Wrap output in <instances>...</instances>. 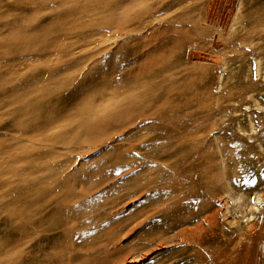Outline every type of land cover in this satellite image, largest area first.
I'll use <instances>...</instances> for the list:
<instances>
[{
  "label": "bare ground",
  "instance_id": "bare-ground-1",
  "mask_svg": "<svg viewBox=\"0 0 264 264\" xmlns=\"http://www.w3.org/2000/svg\"><path fill=\"white\" fill-rule=\"evenodd\" d=\"M253 1L12 0L14 9L1 10L0 8V13L4 15L0 18V33L5 32L6 34L0 42V60L6 62L9 67L5 73L13 72L19 76H17L19 79L14 77L15 80H7L4 83L7 86L11 84L14 92L16 87H20L19 92H16V99L14 97L15 101H19L12 104L5 114L11 123L6 124L4 129L12 135L10 138L12 144L2 151L9 155L10 160L14 162L28 161L22 169L7 168L6 171H3L1 165L0 175L2 172L20 174L19 181H17L18 183L21 181L19 183L21 188H18L22 192L23 187L28 190L25 194L27 198L21 197V199L24 205L34 203L33 190L46 188L47 178L58 172L56 166L50 168L52 162L47 158L49 148L43 146V148L36 149L34 147L39 140L51 139L52 134L49 133V129L56 130L80 125L88 134L120 131L124 127L123 123L144 114L148 118L139 119L138 122H146L144 128L147 133L150 129L152 130L150 134L143 136L142 149L145 153L142 157L146 161L175 158L177 164L175 176L180 185L186 183L185 180L189 174L197 173L198 164L204 167L203 164L209 162L212 167L213 164L217 165L218 159L223 164L227 163L226 160L231 156L227 151L228 145L220 142L222 138L226 140L231 137L235 143H242L243 147L245 144L249 145V143L255 142L257 147L255 150L258 151L256 154L257 167L258 170H261L264 163V135H262L264 132L261 134L253 128L247 133L237 126L236 135H234L231 130L225 131V128L224 132L220 130L215 132L209 126L208 128L191 125L186 129H180L176 125L180 117L183 116L178 112L183 108H180L182 105L180 101L192 99L191 95L195 92L194 89L198 86L199 81L212 83L209 99L213 98L216 90L222 89L224 78L228 83L230 74L228 65L216 61L215 53L227 50L229 47L240 49L242 45L252 43L255 36L264 33V25L260 26L261 22H256V19L264 17V7L260 8V11H255L256 6ZM14 22L17 24L14 25ZM118 27L124 28L123 31H118H122V33L114 46L97 49L101 47L98 45L101 44L100 41L102 42L103 37L117 30ZM203 39L207 41L208 47H203L200 44ZM69 40L82 47L74 50L72 46H65L67 49H63L62 46ZM121 51L128 53L127 61L115 73L114 77L107 81L106 77H95L92 80L91 74L101 72L100 68L103 67V63L115 62ZM8 53L15 54V57L9 56ZM11 75L12 73L8 76ZM26 78L27 80H25ZM99 83L104 87H98ZM178 83H182L181 91L176 88ZM41 84L44 85L42 89L39 88ZM4 87L6 88V86ZM1 89L2 86H0ZM234 90L235 94L244 92V90ZM68 91L71 92L66 94ZM80 94L84 95L78 98ZM225 94L229 99H232L231 93L226 92ZM55 100L60 102L68 100L73 103L66 110L56 114L40 115L39 111L43 108L54 109L52 103ZM212 102L211 100V104ZM193 103H195L194 100ZM205 105H207L206 102ZM218 105L217 103L216 106ZM204 106L201 107V110H205ZM184 109L186 110V108ZM206 110L208 111V108ZM189 119L193 120L192 117ZM195 119L196 122L198 119ZM143 133L144 131H141L135 136ZM7 137L6 139H8ZM87 138L85 136L84 140ZM234 144L233 146L237 145ZM252 147L249 146L248 150H252ZM217 154L220 155L219 158H217ZM208 170L205 171L208 172ZM40 174L44 179L40 178ZM34 175H38L41 181L37 182V177L33 178ZM216 175L212 170L211 179ZM203 182L202 184H205ZM3 183L0 181V189L5 186ZM198 186V183L190 186L189 192L194 191ZM11 189L13 188L11 187ZM188 190L184 191L181 187L180 194L186 195L187 192L188 196ZM183 197L182 200L180 199L181 201L179 200L181 210L185 208L183 204L192 201L191 196L188 201ZM253 199H255L256 205L253 204L252 209L260 211L261 205H264V195L257 192ZM194 205L197 206V210L193 213L194 218L208 206L205 204L200 207L199 202L198 204L195 202ZM209 209L211 212L206 218H203L207 224L214 225L221 222L224 227L227 221L224 218L229 216L227 208L225 207L224 215L220 208L212 209L211 205ZM254 216L241 217L244 222L243 226L250 225V220L255 219ZM177 217H179L178 220L176 219L178 225L192 220L191 215L189 217L177 215ZM234 219L233 222L228 223L230 228L238 226L239 222L236 218ZM197 226L196 230L199 229ZM243 226L241 229L245 230V237L242 238L246 239L249 247L256 244L255 236H261L264 247V223L261 226L258 225L257 229L252 226L247 230ZM193 232L196 233V231ZM226 242L229 241L214 236L207 237L206 241L194 239L197 253L215 260H220L222 257V260L224 257L226 260L232 255L231 252L229 255ZM237 243H240V238ZM232 251L238 253L234 249ZM241 251L243 252V250Z\"/></svg>",
  "mask_w": 264,
  "mask_h": 264
},
{
  "label": "rangeland",
  "instance_id": "rangeland-1",
  "mask_svg": "<svg viewBox=\"0 0 264 264\" xmlns=\"http://www.w3.org/2000/svg\"><path fill=\"white\" fill-rule=\"evenodd\" d=\"M253 2L257 8L255 11H260V8L264 7V0ZM0 8L1 10L14 9L12 0H0ZM3 16L0 13V18ZM262 19H264L263 16L256 19V22H261L260 26L264 25ZM118 28L104 36L102 42L100 41L101 44L98 45L101 47L97 49L114 46L124 27ZM120 30L122 31L118 32ZM263 34L255 36L251 45L246 43L247 45H242L240 49L229 47L227 50L215 53L216 61L228 65L229 81L226 83L224 78V86L219 89L220 91H215L216 94L212 99H209L212 83L199 81L194 89L195 92L191 95L192 99L180 101L182 104L180 108H183H179L178 112L183 116L176 123L180 129H186L191 125H201L200 127L209 126L215 132L231 130L236 135V129L239 126L247 133L253 128L261 134L264 132ZM5 35V32L0 33V42ZM71 40L65 42L62 48L67 49L65 46H72L76 50L82 47ZM200 44L208 47L205 39L201 40ZM12 53L8 55L15 57ZM127 54L126 51H121L115 62L103 63L101 72L91 74L92 80L95 77H106V81L113 78L126 63ZM8 68L6 62L0 60V86H2L0 90V153H2L0 166H3V171L7 168L22 169L23 165L26 166L28 163L27 160L14 162L2 151L12 144L10 142L12 135L4 129L6 124L11 123L5 114L12 104L19 101H15V96L20 88L16 87L14 92L11 84L5 85L4 82L13 81L18 76L13 72H10L9 74L12 73V75L8 76L9 74L5 73ZM181 85L182 83L176 84L177 90H182ZM42 87H44L43 84L39 86L40 89ZM98 87L104 86L99 83ZM234 89L244 90V92L235 94ZM226 92L231 93L232 99L227 97ZM83 95L80 94L78 98ZM193 100L196 104H192ZM204 100L208 106H204ZM211 100L214 103L211 104ZM201 102L204 104L201 105ZM72 103L73 101L68 100L62 102L55 100L52 103L54 109L43 108L39 112L42 116L49 113V115L56 114L66 110ZM217 103L220 106H216ZM202 106L205 110L208 108V111L211 109L212 111L201 110ZM191 117L193 120L189 119ZM145 118L148 117L144 114L135 119H129L127 123H123L124 127L120 131L106 133L88 134L80 125L56 130L49 129V133L52 134L51 139L39 140L34 147L49 148L47 158L52 162L50 168L56 166L58 172L47 178L46 188L33 190L35 201L31 203L32 205L25 204V206L21 199V197L27 198L25 194L28 190L25 187L22 188L23 192L19 190L21 188L19 186L21 181L18 183L20 174L2 172L0 179L3 181H0L8 187L4 186L0 189V264H201L203 262L204 264H225L226 262L227 264H264L263 239L261 236H255L256 244L249 247L246 239L242 238L245 237V230L241 229L244 224L241 217L244 216L248 218L255 215V219L250 220V225L243 226L247 230L252 226L257 229L258 225L261 226L264 223V205L260 204V211L252 209L253 204L256 205L253 199L254 194L260 192L264 195V163L261 170H258L256 143L251 142L249 145L245 144L247 147L245 145L243 147L242 143H235L231 137L226 140L222 138L220 142L228 145L227 151L231 156L226 160L227 163L223 164L218 159L217 165L213 164L212 167L209 162L204 163V167L198 164L197 173L189 174L185 180L186 183L180 185L175 176L177 169L175 158L146 161L142 157L145 153L142 149L143 136L150 134L152 130L150 129L147 133L144 128L146 122H138L139 119ZM195 118L198 119L196 122ZM141 131L144 133L136 137L135 134ZM85 136L88 137L86 140H84ZM249 146H253L250 151ZM219 156L217 154V158ZM211 168L217 174L213 179H211ZM39 176L44 179L42 174ZM34 177H37V182L41 181L38 175ZM203 181L205 184H202ZM196 183L199 184L196 191L189 192L190 186ZM181 187L184 191L188 190V196L187 192H184L186 195L180 194ZM190 196L191 203L183 204L185 208L181 210L179 200L183 197L188 201ZM195 202L196 204L199 202L200 207L205 204L208 206L194 218L193 213L197 210ZM211 205L212 209L220 208L222 215L226 210L225 207L227 208L229 216L224 218L227 220L225 228L221 222L209 225L203 219L211 212L209 209ZM180 214L184 217L191 215L192 220L178 225L177 215L181 216ZM234 218L239 222L238 226L230 228L228 223L233 222ZM196 226L199 227L198 230ZM30 228L32 229L29 230ZM212 236L221 237L230 242V244L226 242V245L229 255L230 252L232 255L226 260H224L225 257L223 260V257L215 260L197 253L195 245L197 242L194 243V239L206 241L207 237ZM239 238L240 243H237ZM230 248L238 253H233L234 251Z\"/></svg>",
  "mask_w": 264,
  "mask_h": 264
}]
</instances>
